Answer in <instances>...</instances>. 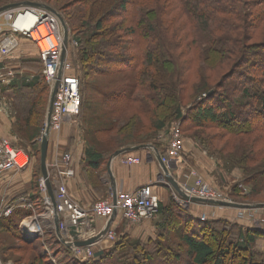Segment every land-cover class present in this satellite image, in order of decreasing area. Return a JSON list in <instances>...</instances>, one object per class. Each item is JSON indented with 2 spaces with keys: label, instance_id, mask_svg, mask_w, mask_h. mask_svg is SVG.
<instances>
[{
  "label": "trees",
  "instance_id": "obj_1",
  "mask_svg": "<svg viewBox=\"0 0 264 264\" xmlns=\"http://www.w3.org/2000/svg\"><path fill=\"white\" fill-rule=\"evenodd\" d=\"M8 1L0 0V8L10 4ZM119 4L104 9L101 0H85L75 13L59 10L78 45L70 74L79 80V116L84 89L100 85L97 78L131 73L129 83L117 84L115 92L102 97L108 113L84 120L89 129L84 133L79 168L96 179L97 183L89 184L102 194V176L107 174L110 157L116 151L151 145L163 154L165 146L156 134L178 121L181 135L191 133L187 136L214 156L222 155L215 143L226 140L221 153L233 150L229 153L230 169L242 170L241 183L251 188L250 194L242 198L238 188H234L236 198L251 201L261 196L264 66L252 68L249 58L264 51V31L260 34L264 29V11H255L264 6V0H121ZM167 34L178 39V56L167 41ZM70 43L69 40L68 46ZM20 69L32 79L20 78L9 85L14 114L11 138L17 137L30 150L28 170L31 159L39 162L36 175L32 174L38 176L34 187L38 194L28 197L32 208L19 207L10 217L0 218V232L8 233L12 230L6 225L10 218L32 215L38 202H42L38 140L45 122L49 86L42 75L40 58L21 60ZM235 78L243 81L231 84ZM251 92L239 112H234L235 102L230 101L229 94L247 96ZM94 121L98 124L92 130L90 125ZM215 130L217 135L204 136L205 132ZM21 198L25 195L10 201ZM153 218L154 232L146 242L132 240L125 230H117L121 234L113 247L87 264H180L183 256L187 264H209L211 260L213 264H225L227 256L231 264H264V253L254 251L256 242L264 240V230L229 225L225 219L202 221L190 206L186 208L172 196L165 204L158 202ZM12 226L19 233L18 223ZM21 241V249L35 252L32 244ZM63 249L72 256L69 263L77 264L72 251L65 246ZM48 261L44 253H37L28 264H50Z\"/></svg>",
  "mask_w": 264,
  "mask_h": 264
},
{
  "label": "built area",
  "instance_id": "obj_2",
  "mask_svg": "<svg viewBox=\"0 0 264 264\" xmlns=\"http://www.w3.org/2000/svg\"><path fill=\"white\" fill-rule=\"evenodd\" d=\"M30 11L26 12L20 9L8 11L0 15V17H4L6 24L11 28L7 36L0 37V63L2 58L10 56L13 50L18 47L17 36L25 37L33 43L42 61V75L50 91L57 84L50 119V135H58L56 133L61 130L66 120L76 118L80 114L81 96L79 93V80L70 74L71 65L66 57L68 45L64 61L61 62L64 47V31L60 26L58 18L45 10L31 9ZM13 20H15L14 23H12ZM1 32L2 29H0V36ZM70 45L76 47L77 43L71 42ZM13 76V73L9 70L5 73H0V83L7 84L11 82ZM14 139L16 138H0V181L6 176H12L29 168L30 158L28 153L21 148L15 147L13 144ZM158 140L165 146V152L160 154L162 164L186 195L207 201L229 202L216 189L210 187L203 179L197 176L194 170L189 169L188 166L183 164L181 159L182 137L179 124L170 127L167 135L159 136ZM150 151L152 152V150ZM118 159L121 164L128 166L141 162L135 156H120ZM185 169L186 173L183 172ZM47 172L48 181L53 190L58 230L68 242L73 243L75 238L85 240L97 235L114 210L116 211L115 219L119 217L131 225H138L145 220H151L158 211L159 201L150 185L142 186L130 193L118 191H116L115 195L110 193L108 198L93 203L89 208L79 206L71 199L67 191V182L75 175L70 153H66L60 158L58 156L55 157L47 165ZM38 186L45 207L44 210H49L50 207L53 210L46 180L41 177ZM114 196L115 203L113 202ZM181 202L183 205L188 204L183 200ZM208 206L211 207V210L207 214L200 216L202 221L215 219L217 217V209H230L214 205ZM19 207L32 208V205L30 201L24 198L15 202L8 201L3 205L0 218L10 217L14 210ZM235 210L238 211L236 220L246 223L247 228L264 230V208ZM51 212L55 217L54 210ZM96 220L103 222V226L99 230L95 227ZM113 224L114 222L105 236L93 245L70 249L78 262L81 264L89 262L94 258L95 252L109 250L113 247L116 242ZM28 228L29 230L33 229L31 225ZM70 232H74V234L71 235ZM88 233H90V237L87 236Z\"/></svg>",
  "mask_w": 264,
  "mask_h": 264
},
{
  "label": "rangeland",
  "instance_id": "obj_3",
  "mask_svg": "<svg viewBox=\"0 0 264 264\" xmlns=\"http://www.w3.org/2000/svg\"><path fill=\"white\" fill-rule=\"evenodd\" d=\"M24 1L35 2V3L46 5L50 9H52L53 11L57 12L61 16L62 14H60L59 10H61V11L63 10V12L65 14L75 13L77 10H79L82 7V5H81L82 1H85V0H9L8 2H10V4H13V3H19V2H24ZM120 1L121 0H101L102 7L104 9L106 8V6L110 7V4L111 5L118 4L120 6V4H119ZM131 2H132V0H131ZM109 7H107V8H109ZM255 11H264V6H258V8H256ZM61 18L64 21L62 16H61ZM64 23H65L66 29L68 31L67 32L68 33V41L70 40V42H76L74 40V38H75L74 34L71 32L69 26L67 25V23L65 21H64ZM263 31H264V29L260 32V34H262ZM167 39H168L167 41H168L171 49L175 53V45H176V43L178 44V39L171 38L169 36V34H167ZM76 47H72V45H70L67 48L68 52H67L66 57L68 59V62L71 65V67H73V68H74V63L72 61V58L76 55V49H77ZM16 49L13 51H17ZM18 49H19V45H18ZM176 55L178 56V53ZM249 60H250L252 68L260 69L261 67L264 66V51L260 52L257 56H250ZM9 68H10L9 71L12 72L14 75L11 82L12 81L15 82V81L19 80L20 78L27 79L28 81L32 79L31 75H28L25 71L20 69V65L18 67L11 65V67H9ZM243 71H246V68H243ZM74 73L77 76L79 75L77 70H75ZM130 76H131V73L127 72L124 75L119 73V74L109 76V77H99V78H97V80H99L98 82L101 83L100 85H96V86L89 85L87 88L84 89V95H83V100H82L83 105H82V111H81L82 113L80 116L70 119V121H69L70 124H68L69 125L68 126L69 127V130H68L69 136L68 137L70 138V145L72 144V146L74 145V147L75 146L79 147L80 150H82L81 157H83L84 146H85V139H84L85 135H84V133L87 131V129H89L88 125L86 124V122L84 120L88 121L93 116L103 117L104 115H106V113H108V112H107L105 106L102 104V102H103L102 97L105 94H109L112 91L115 92L117 90V87H116L117 84L129 83L130 79H128V77H130ZM242 81H243V79L237 80L235 78L230 83L231 84H237V83H241ZM110 83H112L113 85L110 86ZM230 87H233V85H231ZM227 90H231V89H227ZM49 93H50V88H49ZM252 94H253L252 92L249 93L247 96H241L238 94H237L238 96H236V95L232 96L229 94L230 101L235 102L232 106V109L234 110V112H239V110L241 109L240 106L242 104H245L248 101V99L252 96ZM48 99H49V96H48ZM47 106H48V104H47ZM11 109L13 111L12 103H11ZM185 111L186 110L183 111V114H185ZM46 112H47V107H46ZM13 117H14V114H13ZM245 117H247V116H245ZM45 119H46V114H45ZM247 119H248V117H247ZM44 124H45V122H44ZM97 124H98V122L94 121L93 124L90 125V128L92 130L95 129L97 127ZM177 124H179L178 121H176V122L173 121L172 123L168 124L167 127L164 128V130L158 131L156 134V139L161 135H167L169 128L174 126V125H177ZM179 130H180V128H179ZM43 131H44V126H43L42 133H43ZM62 131L63 130L61 128V130L58 133H56V134H58V136L56 137L57 139L55 140L57 143L59 141H61L60 136L62 135ZM218 133L219 132H217L216 130L215 131H207L204 133V136L208 135L211 138L214 135H217ZM187 135L191 136V133H184L183 132L181 135V137H182L181 159H182L184 165L186 164V166H188L189 169L194 170L196 172L197 176H199L201 179H203L204 182L206 184H208L210 187L216 189V191H218L222 195V197H224L227 201H229L231 203L241 204V205L264 204V193L261 196L255 197L251 201L240 199V198L245 197L248 194H250L251 188H250V186L241 183V180L244 177V172L242 170H239L237 168L230 169L231 165H229V164H232V162L230 161L231 158L229 160V153L232 152L233 150L230 148L229 151L226 150L224 153H221V148L223 147L226 140H225V142L224 141L223 142H216V143L214 142L217 146V149L220 151V154H222L221 156L218 154H216L214 156V155H212V153H210L207 150H205L204 148H202L199 144H197L192 138H190ZM41 136H42V134H41ZM41 136L38 140L39 143H40ZM15 138L16 139L13 140V144L14 145L17 144L18 147H20L21 149H23L27 153H30V155H31V152L29 149H27V146L21 144L17 137H15ZM9 139H12V138L10 137ZM144 151H148L149 154H151V155L154 154L153 151L151 152L148 149H144L142 152H144ZM139 153H141V152H139ZM213 154H215V153H213ZM230 155H231V153H230ZM80 161H81V158H80ZM80 161H79V163H80ZM72 162H73V157H72ZM79 163H78V167H79ZM38 165H39L38 160L36 161V159H31V167H30L29 171H31L32 174L35 173V175H36ZM73 169H74V167H73ZM79 171H80V173H82V170H80V168H79ZM74 173L76 175L75 169H74ZM75 175H74V177H75ZM82 175H83V182L86 185H90L89 187L95 193V195H94L95 200L93 203L98 202V201H102V200L109 197L110 192L108 191V189H109L108 186H109L110 180H109L108 174H104L102 176V183H103L102 185H104V187H105V190L102 192V194L98 193V192L96 193V191L93 189V186L91 184H89L90 181L97 183L96 179L91 178L90 175L89 174L87 175L86 173H82ZM37 178H38V176H36V177L32 176V179L30 180V184H29V189H32V191H33V197L34 196L36 197L38 194L37 189L34 188L36 181H37ZM18 179H19L18 175L11 179L10 184L13 183L12 187H11V185L8 187H3V185H1L3 180H2V182L0 181V213H1V210L3 208V205H5V203L14 199L15 197L23 196V194L20 193L21 190H19L21 188V186L18 185V186H16V188L14 186V183L18 182ZM161 180L163 182H165L167 184V186L172 190V192H173L172 197L175 200H177L178 202L182 201V199L175 193V191L168 185V183L166 181H164L162 178H161ZM38 183H39V181H38ZM234 188H238V195L240 196V198H236L234 196V192H233ZM24 194H26V193H24ZM24 199L28 200L29 198L27 199L25 197ZM38 203H39V205L36 208V211H32V215L15 216V217L10 218L9 223L6 224V225H9L10 228L12 229V230H10V233L6 232L5 230H2L0 232V264H28L35 257V254H37V253H44L45 258L47 257L49 259L48 262L50 264H70L69 261L72 259L71 258L72 256H69L66 252H64L63 245L57 240V237L55 234V230H56L55 217L51 212L53 210L51 209V207L49 210H44L45 207H44L43 201L42 202L40 201ZM232 209H234V208H232ZM235 209L226 212L227 214L232 213L231 216L229 214H228L229 216L224 214L223 216L220 217V219L221 220L225 219L224 221H227L229 225H236L237 227L241 228L242 226L237 224L236 216H237L238 211H236ZM198 217L200 218V215H198ZM217 218L218 217H216V219ZM220 219H217V220H220ZM117 220H118L117 225H118L119 231H120V229L126 230L127 226H135V225H131V224L127 223L126 221L121 220V218H119V217L117 218ZM148 222H150V224L153 225L155 220L153 218V219L149 220ZM17 223L19 225V233L16 230H13L14 227L12 226L13 224L16 225ZM26 225H27V227H25ZM30 225H31V227H33L32 230H29V228H28V227H30ZM17 233H18V235H17ZM118 234H121V233H118L117 230H115L116 237L118 236ZM20 237L23 240V242H25L26 244H32L33 245L32 247L34 248L35 252L28 251L27 249H24V248L21 249L20 245H21L22 241H21ZM129 238L132 240L133 239L134 240L141 239L142 242H146L145 239H147V236L141 235V236L135 237V235L134 236L129 235ZM254 251H256L257 253H260V254L264 253V240H258L256 242L255 247H254ZM72 254H73V252H72ZM73 257L76 260L77 264H81L75 258L74 254H73ZM185 259H186L185 256H183L180 264H187L185 262ZM225 261H226L225 264H231L228 256L226 257ZM87 263L88 262H85L83 264H87ZM209 264H213V260H211L209 262Z\"/></svg>",
  "mask_w": 264,
  "mask_h": 264
},
{
  "label": "crops",
  "instance_id": "obj_4",
  "mask_svg": "<svg viewBox=\"0 0 264 264\" xmlns=\"http://www.w3.org/2000/svg\"><path fill=\"white\" fill-rule=\"evenodd\" d=\"M15 20L12 21L14 23ZM11 23V24H12ZM0 29H2V34L0 37H5L8 34L9 29L11 28L6 24L4 17H0ZM10 32V31H9ZM17 42L19 45V49L17 47V51H13L10 56L2 58L0 63V73H5L14 65L18 67L21 64V60L28 61V60H37L39 59V54L33 43L23 37L17 36ZM19 64V65H18ZM25 71V70H23ZM11 82L7 84L0 83V138H10L12 136V123H13V111L11 109V97H12V90L10 89ZM70 120H66L62 125V135L60 136L61 141L58 143L55 141L58 135L51 134L49 137L48 142V151H47V165H49L55 157H61L66 153H70L71 157H73L72 167L76 170V175L74 178L67 182V191L71 199L77 202L83 208H89L94 200H95V193L89 187L90 185H86L82 181V177L80 176V171L78 167V163L80 161L82 150L79 147H74L72 144L70 145V138L68 137V130ZM125 155V154H124ZM121 155V156H124ZM129 156V155H128ZM130 156H135L140 159V163L136 165H123L119 162V159L116 158L113 160L111 164V173L115 182L116 191L123 192V193H130L142 186L150 185L152 187L153 193L157 196L160 203H167L170 196H172V190L167 186L165 182L161 180L162 177V169L161 165L157 161L155 155L149 154L148 151H144L141 153H133ZM185 163V162H184ZM186 165V164H185ZM186 173V169L183 171ZM19 176L18 182L14 183V186L20 185L21 188L19 190L20 193L25 195L28 199L30 194H33L32 189H29L30 180L32 179V173L28 169L14 174L10 176H6L3 179L1 185L3 187H8L13 183H11V179L13 177ZM184 176V175H183ZM182 176V177H183ZM42 176H40L41 178ZM39 178V179H40ZM16 184V185H15ZM39 184V183H38ZM39 187V186H38ZM109 189L108 191L112 193V187L109 182ZM108 192V193H109ZM26 193V194H24ZM109 193V194H110ZM19 194V193H18ZM179 203L182 204L181 201ZM186 208L190 206L195 213L196 216L205 215L210 212L211 207L206 204L201 203H188L184 204ZM234 210V209H217V217L223 216L224 214L227 216H231V214H227L226 212ZM149 220H145L142 223L135 225V226H127L125 232H127L130 236H147V238L154 232L153 225L148 222ZM118 220L115 219L113 228L118 230ZM237 224L242 226L244 229L247 228L246 223H242L237 221ZM103 226V222L101 220H96L95 227L97 230L101 229ZM90 237V233L87 235ZM142 238V237H141ZM145 238V237H144ZM143 239V238H142Z\"/></svg>",
  "mask_w": 264,
  "mask_h": 264
},
{
  "label": "water",
  "instance_id": "obj_5",
  "mask_svg": "<svg viewBox=\"0 0 264 264\" xmlns=\"http://www.w3.org/2000/svg\"><path fill=\"white\" fill-rule=\"evenodd\" d=\"M24 10L26 12H31V9H40V10H45L48 12H51L52 14H54L59 22L60 25L64 31V47L62 50V55H61V62L64 61L65 58V53H66V47L68 45V31L66 29L65 23L62 20L61 16L53 11L52 9H50L48 6L43 5V4H39V3H35V2H29V1H24V2H19V3H13V4H9V5H5L3 7L0 8V15H2L5 12L8 11H14V10ZM56 85H54V87L51 89L50 93H49V99H48V106H47V112H46V119H45V124H44V131L42 133L41 139H40V171H41V176L43 179L46 180V184H47V189H48V194L52 200V204H53V210H54V214H55V203H54V198H53V190L52 187L48 181V172H47V151H48V142H49V135H50V119H51V114H52V105H53V100H54V96H55V92H56ZM142 149H148V150H152L154 151V155L157 159V161L159 162V164L161 165V169H162V179L164 181H166L168 183V185L175 191V193L186 203H201V204H206V205H214V206H219V207H228V208H236V209H248V208H264V204H257V205H241V204H235V203H231V202H215V201H207L204 199H200V198H195V197H189L188 195H186L180 188L179 184L177 183V181L172 177V175L167 171V169L165 168V166L162 164L161 162V157L160 154L158 153V151L152 147L151 145H145V146H137V147H128V148H124L121 149L119 151H116L109 160L108 163V169H107V174L109 176V180H110V184L112 187V193L113 195H115L116 193V187H115V182L111 173V164L113 162V160H115L116 158L120 157L121 155H124L126 153H130V152H134V151H138V150H142ZM113 202L115 203V196L113 197ZM56 217V237L57 240L65 247L72 249V248H84V247H88L93 245L95 242L101 240L105 234L107 233V231L109 230L110 226L112 225V223L114 222L115 218H116V211L114 210L112 215L110 216V218L107 220V222L105 223L104 227L97 233V235L90 237L88 239L85 240H78L75 238V241L73 243L66 241L62 235L59 233L58 230V222H57V216L55 214ZM71 235L74 234V232H70ZM103 254V251H97L94 254V258H98L99 256H101Z\"/></svg>",
  "mask_w": 264,
  "mask_h": 264
},
{
  "label": "bare ground",
  "instance_id": "obj_6",
  "mask_svg": "<svg viewBox=\"0 0 264 264\" xmlns=\"http://www.w3.org/2000/svg\"><path fill=\"white\" fill-rule=\"evenodd\" d=\"M42 34H44L43 32H41Z\"/></svg>",
  "mask_w": 264,
  "mask_h": 264
}]
</instances>
